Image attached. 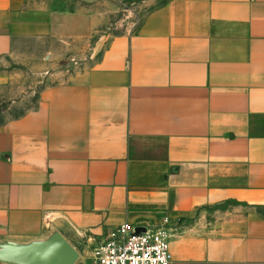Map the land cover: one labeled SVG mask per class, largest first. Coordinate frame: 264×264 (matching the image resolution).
Instances as JSON below:
<instances>
[{"label":"crops","instance_id":"0c3cea01","mask_svg":"<svg viewBox=\"0 0 264 264\" xmlns=\"http://www.w3.org/2000/svg\"><path fill=\"white\" fill-rule=\"evenodd\" d=\"M126 1L0 0V98L36 94L0 124V264L59 235L92 264L164 218L170 264H264V0H158L112 34Z\"/></svg>","mask_w":264,"mask_h":264},{"label":"built area","instance_id":"2783aa9c","mask_svg":"<svg viewBox=\"0 0 264 264\" xmlns=\"http://www.w3.org/2000/svg\"><path fill=\"white\" fill-rule=\"evenodd\" d=\"M171 235L166 218L154 227L123 222L96 243L92 264H170Z\"/></svg>","mask_w":264,"mask_h":264},{"label":"rangeland","instance_id":"374dc122","mask_svg":"<svg viewBox=\"0 0 264 264\" xmlns=\"http://www.w3.org/2000/svg\"><path fill=\"white\" fill-rule=\"evenodd\" d=\"M157 3L158 0H127L122 9L112 16L108 32L112 34L121 31L127 33L134 32L146 12L152 9ZM64 68L69 70L70 65L64 63ZM48 82L51 83L52 81L49 80ZM37 88L38 86L33 91H37ZM35 96L29 98L24 104H12L9 100L0 98V124L5 120L17 116L24 108L33 106L36 102Z\"/></svg>","mask_w":264,"mask_h":264},{"label":"water","instance_id":"95a60500","mask_svg":"<svg viewBox=\"0 0 264 264\" xmlns=\"http://www.w3.org/2000/svg\"><path fill=\"white\" fill-rule=\"evenodd\" d=\"M77 251L62 236L33 246L12 247L5 260L16 264H73Z\"/></svg>","mask_w":264,"mask_h":264}]
</instances>
